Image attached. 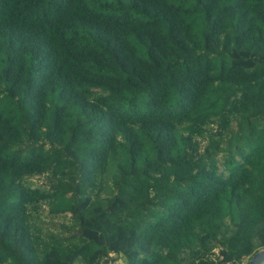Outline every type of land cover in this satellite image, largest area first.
Listing matches in <instances>:
<instances>
[{"label": "trees", "instance_id": "16d2710c", "mask_svg": "<svg viewBox=\"0 0 264 264\" xmlns=\"http://www.w3.org/2000/svg\"><path fill=\"white\" fill-rule=\"evenodd\" d=\"M262 246L264 0H0V264Z\"/></svg>", "mask_w": 264, "mask_h": 264}, {"label": "water", "instance_id": "95a60500", "mask_svg": "<svg viewBox=\"0 0 264 264\" xmlns=\"http://www.w3.org/2000/svg\"><path fill=\"white\" fill-rule=\"evenodd\" d=\"M263 263H264V246L255 249L245 261V264H263Z\"/></svg>", "mask_w": 264, "mask_h": 264}, {"label": "rangeland", "instance_id": "374dc122", "mask_svg": "<svg viewBox=\"0 0 264 264\" xmlns=\"http://www.w3.org/2000/svg\"><path fill=\"white\" fill-rule=\"evenodd\" d=\"M34 180H37L38 182L42 180L41 176H33L32 177ZM56 220H60L62 218L55 217ZM124 257L121 256L120 254H114L110 253V257L107 259L105 264H124ZM246 259L241 260L240 264H245ZM264 264V263H263Z\"/></svg>", "mask_w": 264, "mask_h": 264}, {"label": "crops", "instance_id": "0c3cea01", "mask_svg": "<svg viewBox=\"0 0 264 264\" xmlns=\"http://www.w3.org/2000/svg\"><path fill=\"white\" fill-rule=\"evenodd\" d=\"M109 255H110V253H109ZM122 256V255H121Z\"/></svg>", "mask_w": 264, "mask_h": 264}]
</instances>
